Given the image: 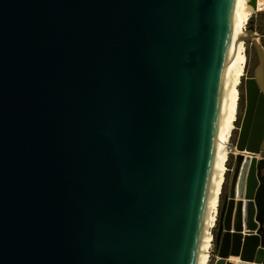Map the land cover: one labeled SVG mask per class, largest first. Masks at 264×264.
I'll return each mask as SVG.
<instances>
[{
  "label": "water",
  "instance_id": "95a60500",
  "mask_svg": "<svg viewBox=\"0 0 264 264\" xmlns=\"http://www.w3.org/2000/svg\"><path fill=\"white\" fill-rule=\"evenodd\" d=\"M234 10L0 0V264H198ZM257 39L215 264H264Z\"/></svg>",
  "mask_w": 264,
  "mask_h": 264
},
{
  "label": "bare ground",
  "instance_id": "6f19581e",
  "mask_svg": "<svg viewBox=\"0 0 264 264\" xmlns=\"http://www.w3.org/2000/svg\"><path fill=\"white\" fill-rule=\"evenodd\" d=\"M250 3L251 0H235L232 38L227 56L217 146L213 161V171L202 241L198 255V264H209L210 262L211 249L213 246L212 231L216 227L220 197L225 184V176L228 172L227 163L229 153L231 155H238V153H240L237 150H235V152L230 151L229 142L237 118L239 86L246 67L244 56L245 41L243 37L246 36L245 29L251 16L264 12V0H256V7H253ZM235 260L239 262V258H233L234 262H236Z\"/></svg>",
  "mask_w": 264,
  "mask_h": 264
},
{
  "label": "rangeland",
  "instance_id": "374dc122",
  "mask_svg": "<svg viewBox=\"0 0 264 264\" xmlns=\"http://www.w3.org/2000/svg\"><path fill=\"white\" fill-rule=\"evenodd\" d=\"M248 29L252 30L253 33L258 34L260 36V39H257V40H259V42L261 44H264V12H260V13H257V14H254L253 16H251L249 22L246 25L245 34H246V31ZM244 56H245L246 64L247 63L251 64L253 62L254 57H255V50H254V47H253L251 42H245ZM247 71H248L247 69L244 70V76H243L241 84H240L241 88L239 87V89H241V90H242V87L244 88V78L247 76ZM241 90H239V98L241 96ZM238 101H239V99H238ZM235 126H234L235 130L232 133L229 145L231 143L235 144L237 142V138H238L237 136L238 135L235 134L236 131H237ZM230 151H232V150L230 149ZM234 158H235V155H231L229 153V159H228V163H227L228 172L226 173V176H225L226 177L225 178V184H224V187H223V190H222V194H221V197H220V205H222L223 198L229 191V185H230L231 178H232L231 173L229 172V170L231 168H233ZM229 166L231 167L230 169H229ZM219 209H220V206H219ZM218 213H219V210H218ZM216 227H217V224H216ZM216 227L212 231V235L213 236H214V233L216 231ZM217 256H218L217 250L215 248V243L213 242L209 264H215Z\"/></svg>",
  "mask_w": 264,
  "mask_h": 264
},
{
  "label": "flooded vegetation",
  "instance_id": "af4514ba",
  "mask_svg": "<svg viewBox=\"0 0 264 264\" xmlns=\"http://www.w3.org/2000/svg\"><path fill=\"white\" fill-rule=\"evenodd\" d=\"M262 45H263V49H264V44H262ZM254 50H255L254 60H253V62L251 64L247 63L248 66H247V68H245V69L248 70L247 71V76L244 78V88L242 87L241 99L239 98V101H238L237 119H236V123H235V125H236L235 127L237 129L235 134L238 135L237 137H239V135H240V133L242 131V127L244 125V119H245L246 112H247V101H246V96H245L246 81L249 80V79L254 78V72H255L256 68L259 66V59H258V55H257V51H256L255 47H254ZM234 130H235V128H234ZM237 140H238V138H237ZM231 170H232V168L229 170V172L231 173V176H232V171ZM225 196L223 198V203H224ZM223 203H222V205H220L219 213H218V216H217V222H216L217 227H216V231H215L214 236H213V242L215 243V248L217 247V244H216L217 243V235H218V230H219V226H220V213H221V210H222V207H223Z\"/></svg>",
  "mask_w": 264,
  "mask_h": 264
},
{
  "label": "trees",
  "instance_id": "16d2710c",
  "mask_svg": "<svg viewBox=\"0 0 264 264\" xmlns=\"http://www.w3.org/2000/svg\"><path fill=\"white\" fill-rule=\"evenodd\" d=\"M240 87V86H239ZM241 88V87H240ZM239 90H241V89H239ZM242 93V92H241ZM240 99H241V96H240ZM231 167L229 166V169H230Z\"/></svg>",
  "mask_w": 264,
  "mask_h": 264
},
{
  "label": "built area",
  "instance_id": "2783aa9c",
  "mask_svg": "<svg viewBox=\"0 0 264 264\" xmlns=\"http://www.w3.org/2000/svg\"><path fill=\"white\" fill-rule=\"evenodd\" d=\"M260 157H258V159H259ZM232 171V170H231Z\"/></svg>",
  "mask_w": 264,
  "mask_h": 264
},
{
  "label": "crops",
  "instance_id": "0c3cea01",
  "mask_svg": "<svg viewBox=\"0 0 264 264\" xmlns=\"http://www.w3.org/2000/svg\"><path fill=\"white\" fill-rule=\"evenodd\" d=\"M236 261V260H235ZM236 262H238V261H236Z\"/></svg>",
  "mask_w": 264,
  "mask_h": 264
}]
</instances>
